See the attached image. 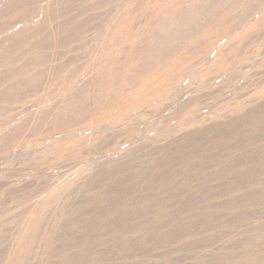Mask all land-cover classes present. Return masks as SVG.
Listing matches in <instances>:
<instances>
[{"label":"rangeland","instance_id":"1","mask_svg":"<svg viewBox=\"0 0 264 264\" xmlns=\"http://www.w3.org/2000/svg\"><path fill=\"white\" fill-rule=\"evenodd\" d=\"M0 264H264V0H0Z\"/></svg>","mask_w":264,"mask_h":264}]
</instances>
